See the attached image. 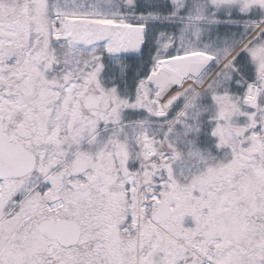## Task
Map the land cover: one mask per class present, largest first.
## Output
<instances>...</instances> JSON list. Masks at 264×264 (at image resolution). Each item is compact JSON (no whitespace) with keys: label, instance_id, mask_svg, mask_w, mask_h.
Returning <instances> with one entry per match:
<instances>
[{"label":"snow or ice","instance_id":"6c2138e0","mask_svg":"<svg viewBox=\"0 0 264 264\" xmlns=\"http://www.w3.org/2000/svg\"><path fill=\"white\" fill-rule=\"evenodd\" d=\"M0 264H264V0H0Z\"/></svg>","mask_w":264,"mask_h":264}]
</instances>
